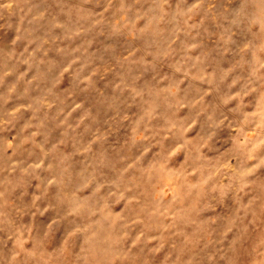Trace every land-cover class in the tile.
<instances>
[{
  "label": "rangeland",
  "instance_id": "obj_1",
  "mask_svg": "<svg viewBox=\"0 0 264 264\" xmlns=\"http://www.w3.org/2000/svg\"><path fill=\"white\" fill-rule=\"evenodd\" d=\"M0 264H264V0H0Z\"/></svg>",
  "mask_w": 264,
  "mask_h": 264
},
{
  "label": "clouds",
  "instance_id": "obj_2",
  "mask_svg": "<svg viewBox=\"0 0 264 264\" xmlns=\"http://www.w3.org/2000/svg\"><path fill=\"white\" fill-rule=\"evenodd\" d=\"M216 127H218V124H214V123L207 124V128L210 133L214 132Z\"/></svg>",
  "mask_w": 264,
  "mask_h": 264
}]
</instances>
